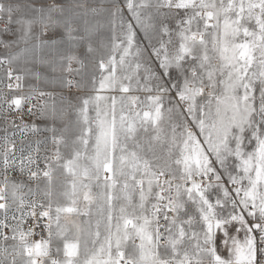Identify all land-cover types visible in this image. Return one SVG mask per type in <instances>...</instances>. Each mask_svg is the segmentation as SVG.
I'll use <instances>...</instances> for the list:
<instances>
[{"label": "snow or ice", "instance_id": "obj_1", "mask_svg": "<svg viewBox=\"0 0 264 264\" xmlns=\"http://www.w3.org/2000/svg\"><path fill=\"white\" fill-rule=\"evenodd\" d=\"M0 264H264V0H0Z\"/></svg>", "mask_w": 264, "mask_h": 264}]
</instances>
